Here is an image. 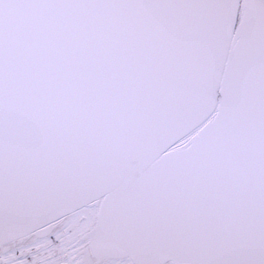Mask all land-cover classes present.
Masks as SVG:
<instances>
[{"label":"snow or ice","instance_id":"1","mask_svg":"<svg viewBox=\"0 0 264 264\" xmlns=\"http://www.w3.org/2000/svg\"><path fill=\"white\" fill-rule=\"evenodd\" d=\"M0 264H264V0H0Z\"/></svg>","mask_w":264,"mask_h":264}]
</instances>
